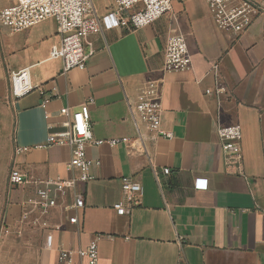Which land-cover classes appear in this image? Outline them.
<instances>
[{"label": "crops", "instance_id": "1", "mask_svg": "<svg viewBox=\"0 0 264 264\" xmlns=\"http://www.w3.org/2000/svg\"><path fill=\"white\" fill-rule=\"evenodd\" d=\"M16 2L0 0V11ZM94 2L100 13L113 5ZM177 32L188 42L192 68L164 73L166 40ZM90 39L96 52L86 67L65 71L61 59L50 58L61 40L55 19L19 32L0 22V151L10 137L11 164L28 178L78 175L67 167L69 146L46 145L48 125L61 132L60 109L78 110L93 98L96 140L135 138L125 94L136 97L151 77H163L162 129L172 137L149 140L148 155L122 141L89 145L92 178L80 186L81 209L71 207L69 192L44 214L37 184L8 180L0 198V264H59L62 249L85 248L93 239L99 264H264V14L238 37L216 26L206 0L175 1L154 24ZM214 64L226 88L219 97L206 93L216 87ZM25 68L33 89L13 97L11 73ZM218 123L242 128L240 168L226 165ZM125 176L143 193L140 205L120 215L115 204ZM197 178L208 187L196 188ZM72 264L88 263L75 254Z\"/></svg>", "mask_w": 264, "mask_h": 264}, {"label": "built area", "instance_id": "2", "mask_svg": "<svg viewBox=\"0 0 264 264\" xmlns=\"http://www.w3.org/2000/svg\"><path fill=\"white\" fill-rule=\"evenodd\" d=\"M175 1L184 0H113V5L107 7V12L100 13L94 0H17L13 5L4 7L0 11V22L14 32L23 31L49 18L55 19L61 35L60 43L53 45L50 58L61 59L64 70L74 67L84 69L88 60L96 52L92 35H99L106 41V32L116 28L128 31L137 30L154 24L161 17L173 10ZM211 17L216 26L240 37L253 24L255 18L264 14V7L254 0H206ZM192 56L185 36L172 33L166 40L164 50V73L188 70L192 68ZM219 64H214L212 70L217 76L215 89H207V94L217 97L226 92L220 81ZM163 77L148 78L139 87L136 97L125 94L130 116L136 126L135 138L123 137L109 140L93 137L90 127L91 105L93 98L88 99L78 110L63 106L60 114L64 117L61 132H54L49 124L46 145H67L71 148L72 158L67 167L70 171L79 170V174L68 179L61 177L35 180L28 178L17 167L13 166L9 175L10 185H23L28 182L37 184V206L41 212L48 213L52 207L58 205L72 192L75 202L72 208L81 209L85 206V199L80 186L92 178V161L88 158L87 150L91 144L108 143L116 145L119 142L131 145L139 152L149 154L147 143L151 139L163 136L172 137L171 132L162 129V88ZM33 86L29 78V68L11 73V95L20 97L31 91ZM217 134L225 150L227 167L242 166V128L239 124H217ZM24 148H17L22 152ZM164 173L170 172L164 168ZM159 180L158 172H155ZM196 188H207V179L197 178ZM143 188L140 182L131 177L122 178V199L115 204L118 214L130 213L131 209L140 205ZM129 203V207L125 205ZM76 222L77 217H71ZM77 254L88 264H99L100 252L96 239L90 241L87 247L76 250L62 249L59 264H72L73 256Z\"/></svg>", "mask_w": 264, "mask_h": 264}, {"label": "rangeland", "instance_id": "3", "mask_svg": "<svg viewBox=\"0 0 264 264\" xmlns=\"http://www.w3.org/2000/svg\"><path fill=\"white\" fill-rule=\"evenodd\" d=\"M11 156H12L11 138L5 137L4 150L0 151V198H2L3 195L5 196L9 186L7 182L9 180V175L13 167V164H11V159H12Z\"/></svg>", "mask_w": 264, "mask_h": 264}]
</instances>
